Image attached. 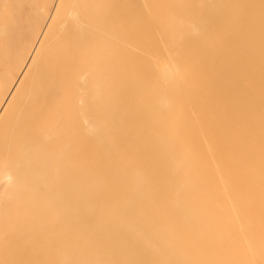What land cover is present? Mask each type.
<instances>
[{
	"label": "bare ground",
	"instance_id": "1",
	"mask_svg": "<svg viewBox=\"0 0 264 264\" xmlns=\"http://www.w3.org/2000/svg\"><path fill=\"white\" fill-rule=\"evenodd\" d=\"M54 2L0 78V264H264V0Z\"/></svg>",
	"mask_w": 264,
	"mask_h": 264
},
{
	"label": "rangeland",
	"instance_id": "2",
	"mask_svg": "<svg viewBox=\"0 0 264 264\" xmlns=\"http://www.w3.org/2000/svg\"><path fill=\"white\" fill-rule=\"evenodd\" d=\"M54 4V0H35L34 6L40 9L38 14L23 6L16 20L15 0H0V28H3L0 32V78L8 75L10 72L7 70L13 68L24 54L30 52L51 16ZM3 86L6 87L4 84Z\"/></svg>",
	"mask_w": 264,
	"mask_h": 264
}]
</instances>
